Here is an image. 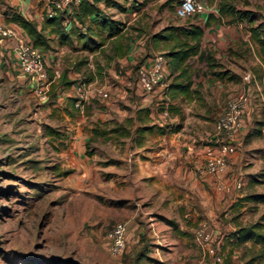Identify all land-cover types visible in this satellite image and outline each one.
I'll use <instances>...</instances> for the list:
<instances>
[{
    "label": "rangeland",
    "instance_id": "374dc122",
    "mask_svg": "<svg viewBox=\"0 0 264 264\" xmlns=\"http://www.w3.org/2000/svg\"><path fill=\"white\" fill-rule=\"evenodd\" d=\"M163 1H148L129 15L112 7L105 10L130 36L142 21L170 22L175 9L163 7ZM248 1L253 11L257 2L264 3ZM86 79L81 74L77 81ZM217 91L207 88L203 93H226ZM33 92L27 97L16 85H0V264L229 263L227 254L224 258L220 253L229 236L221 227L225 209L200 203L196 191L184 185L178 186L180 191L168 173L147 178L162 132L136 135L138 122L127 118L95 122L90 117H65L60 108L58 112L47 102L38 104L35 87ZM203 125L208 130L210 123ZM211 137L198 138L197 144H215ZM262 171L250 174L257 183L248 192L264 191V176H257ZM243 205L251 220L263 210L245 202L239 207ZM116 221L126 222V247L113 255L107 231ZM215 222L221 231L217 236L209 231ZM200 224L213 240L220 237L219 261L196 243L194 232Z\"/></svg>",
    "mask_w": 264,
    "mask_h": 264
},
{
    "label": "crops",
    "instance_id": "0c3cea01",
    "mask_svg": "<svg viewBox=\"0 0 264 264\" xmlns=\"http://www.w3.org/2000/svg\"><path fill=\"white\" fill-rule=\"evenodd\" d=\"M80 1L62 16L63 36L54 24L47 22V18H51L46 15L50 7L49 0H0V25L14 32L12 36L0 33V85H16L20 87L19 94L26 93L27 97H33L31 94L37 85L36 74L25 72L15 55L19 43L33 40V36L13 19L15 13L32 22L46 37L49 45L42 48L44 66L48 73L44 87L47 99L34 98L37 103L47 102V107H57L58 112L60 108L65 117L78 115L90 117L95 122L131 117L132 121H137L141 126L161 125L166 121L181 123L180 130L167 129L160 134L162 143L157 146L161 147L152 153L155 154V161L150 163L151 175L147 178L159 172L168 173L174 178V187L184 185L196 191L193 194L200 203H209L211 209H225L223 216L227 218L221 227L229 236L225 238L220 253L224 258L227 254L228 264H241L243 261L262 264L264 243L245 240L235 244L230 236V232L238 225L255 220L248 217L251 212L245 209L246 205L239 207V203L235 209L231 203L256 185V181H251L250 174L260 169L264 171V58L261 59L257 54V46L249 38L245 21L227 22V18L218 12L219 0H198L203 5V11L180 18L172 10L174 17L168 19L170 22L159 25L155 20L149 23L142 21L138 29H131L130 36H127V33L123 34L126 26L105 9L112 7L129 15L134 13L133 9H139L151 0H114L120 6L107 0H87L94 4L95 10L87 11L81 19L75 15ZM233 1L237 8L251 9L248 0H242L241 5L238 4L239 0ZM178 3L177 0H164L162 5L175 9ZM260 4L257 2L254 10L255 23L264 22V3ZM61 15L53 17L58 19ZM104 16L118 21L120 30L117 33L110 34L108 26L101 23L100 19ZM169 26L175 27L171 38L157 35L161 33L168 37L170 31L162 30ZM198 26L202 28L199 51L178 64V67H172L170 57L163 53L178 42L192 45L196 39L192 38L191 31ZM157 54L165 57L166 82L154 91L145 92L138 85V68L150 65ZM183 66L188 67L192 79L191 88L197 89V92L171 98L165 92V86ZM222 69H228L238 78L231 80L224 76L217 77L215 74ZM244 72L250 73L249 81L241 79ZM81 74H86L89 79L85 80L87 95L80 106H75L77 80ZM207 88L218 90L217 94L222 90L226 93L208 96L203 93ZM244 89L250 99L244 115V127L232 138L235 150L228 154L222 172L208 174L203 170V153L207 144L198 145L197 139L208 140L214 136L211 131L212 121L222 112L226 100ZM169 103L179 105L180 112H168L166 107ZM261 106L263 112L260 115ZM251 121L249 128L247 126ZM206 122L210 123L208 130L203 125ZM255 129L259 130L257 134ZM153 130L157 129L149 131ZM255 205L263 207L264 211V203ZM219 226L215 222L209 231L217 236L221 232Z\"/></svg>",
    "mask_w": 264,
    "mask_h": 264
},
{
    "label": "built area",
    "instance_id": "2783aa9c",
    "mask_svg": "<svg viewBox=\"0 0 264 264\" xmlns=\"http://www.w3.org/2000/svg\"><path fill=\"white\" fill-rule=\"evenodd\" d=\"M79 1L49 0L50 7L46 15L48 17L63 15ZM201 11H203V5L198 0H181L175 8V13L180 18L189 17ZM0 33L6 36L14 35L12 30H8L1 25ZM15 55L19 65L25 72L36 74L37 85H35V90L39 99L46 100L47 93L44 87L48 73L44 66L42 48L35 46L30 41H22L16 46ZM166 75L165 57L163 54H157L150 65L138 68V85L145 92L154 91L158 87L163 86V83L166 82ZM250 78L251 75L248 72H244L241 75V79L245 82L249 81ZM86 84L85 80L78 82V94L74 101L75 106H80L86 98ZM249 99L250 96L245 89L235 93L226 100L222 112L212 121V130L215 133L212 141L215 144H207L204 148L203 170L206 173L217 174L224 170L228 154L235 150V144L232 141L233 135L244 127V115L248 110ZM125 234L126 222L124 221H116L108 229L107 237L111 254L118 255L124 251L126 247ZM194 239L213 260H220L221 257L217 252L219 239L213 240L204 224H200L195 229Z\"/></svg>",
    "mask_w": 264,
    "mask_h": 264
},
{
    "label": "trees",
    "instance_id": "16d2710c",
    "mask_svg": "<svg viewBox=\"0 0 264 264\" xmlns=\"http://www.w3.org/2000/svg\"><path fill=\"white\" fill-rule=\"evenodd\" d=\"M108 2H113L114 4L120 6L117 1L114 0H107ZM218 12L220 16H223L227 18V22H233L237 20H243L247 24V30L249 32V38L255 43L257 46V54L262 59L264 58V22L259 21L255 23L256 14L255 11L251 9H242L237 8L235 5V2L233 0H219L218 1ZM95 7L94 4L87 1V0H81L78 5V12H75V15L78 18H82L83 15L87 11H94ZM51 17L47 18V22L50 24H54L60 34H64V26L62 24V17ZM13 19L19 24V26L26 30L28 34L33 36L32 43L39 47V48H47L48 42L46 37L43 35L42 32H40L35 25L26 20L21 15L15 14L13 15ZM101 23L105 24V26L109 28L110 34H115L120 30V27L118 26V21L109 18V17H101ZM62 27V30H61ZM170 31V37L162 35L161 33H158L157 35L160 37H166L171 38V36L174 35L175 27L169 26L163 29L162 31ZM192 38L196 39V41L192 45H187L185 42H178L176 43L169 51L163 53L166 56L170 57V65L172 67H178L180 63L184 62L186 58L189 56L196 54L199 51V38L202 34V28L201 27H195L191 31ZM64 36V35H63ZM217 77L224 76L227 79L234 80L238 78L236 74L230 73L228 69H222L220 71H217L215 74ZM177 78H183V80H176ZM89 80V79H86ZM192 85V79L191 75L188 74V67L183 66L179 73L177 75H174L173 79L167 83V86L165 87V92L170 95L171 98H174L176 96L180 95H186L189 96L192 92H197V89L194 90L191 88ZM144 109L148 110V108L144 107ZM168 112L176 113L180 112L181 108L177 104L169 103L166 107ZM132 119L128 118V121L131 122ZM182 127L181 123L173 124V123H165V125H157V124H151L147 126H137L135 131L137 133H141L145 130H151L156 128L157 131H160L162 133L165 132V130L169 131H178ZM255 133L259 132L258 129L254 130ZM49 132H55L54 129H49ZM103 134L106 133V131L102 132ZM125 134L129 135L130 131L125 130ZM212 138V137H211ZM213 142V141H212ZM257 176H264V171L258 173ZM251 181H256L257 179L255 176L250 175ZM241 202H248L255 205V203H264V191L263 192H257V191H251L246 192L240 197L236 199V201L231 203V207L237 206ZM230 236L233 237L234 243L239 244L242 243L245 240H252L254 242H261L264 243V211H262L259 215V217L246 224L238 225L235 227L233 231L230 232ZM227 260V259H226ZM228 261V260H227Z\"/></svg>",
    "mask_w": 264,
    "mask_h": 264
}]
</instances>
